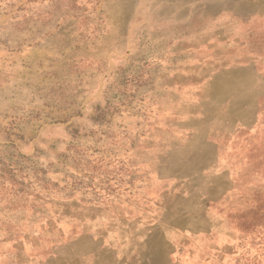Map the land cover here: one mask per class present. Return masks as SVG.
<instances>
[{
	"label": "rangeland",
	"instance_id": "rangeland-1",
	"mask_svg": "<svg viewBox=\"0 0 264 264\" xmlns=\"http://www.w3.org/2000/svg\"><path fill=\"white\" fill-rule=\"evenodd\" d=\"M0 264H264V0H0Z\"/></svg>",
	"mask_w": 264,
	"mask_h": 264
}]
</instances>
